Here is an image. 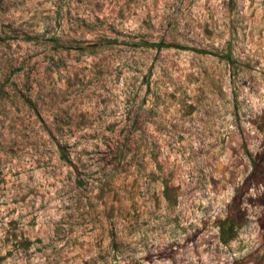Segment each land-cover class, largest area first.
Here are the masks:
<instances>
[{
  "label": "rangeland",
  "instance_id": "obj_1",
  "mask_svg": "<svg viewBox=\"0 0 264 264\" xmlns=\"http://www.w3.org/2000/svg\"><path fill=\"white\" fill-rule=\"evenodd\" d=\"M0 264H264V0H0Z\"/></svg>",
  "mask_w": 264,
  "mask_h": 264
},
{
  "label": "trees",
  "instance_id": "obj_2",
  "mask_svg": "<svg viewBox=\"0 0 264 264\" xmlns=\"http://www.w3.org/2000/svg\"><path fill=\"white\" fill-rule=\"evenodd\" d=\"M154 46L157 48H162V47H168V46H178V45H170V44H164V43H152ZM229 222V219L226 218L222 223L220 224L221 228L224 229V226ZM223 242H225L224 239H222Z\"/></svg>",
  "mask_w": 264,
  "mask_h": 264
}]
</instances>
